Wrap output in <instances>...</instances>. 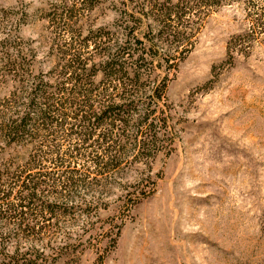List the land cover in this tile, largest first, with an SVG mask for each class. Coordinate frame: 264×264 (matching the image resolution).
<instances>
[{"label": "trees", "instance_id": "1", "mask_svg": "<svg viewBox=\"0 0 264 264\" xmlns=\"http://www.w3.org/2000/svg\"><path fill=\"white\" fill-rule=\"evenodd\" d=\"M78 2L51 8L47 69L18 32L23 17L0 4V264H58L127 175L146 181L173 151L168 86L214 12L244 6V49L264 35V0H149L85 31Z\"/></svg>", "mask_w": 264, "mask_h": 264}, {"label": "rangeland", "instance_id": "2", "mask_svg": "<svg viewBox=\"0 0 264 264\" xmlns=\"http://www.w3.org/2000/svg\"><path fill=\"white\" fill-rule=\"evenodd\" d=\"M77 1L0 0L23 17L18 32L36 68L53 64L52 6ZM92 1L90 11L78 2L75 27L117 25L149 0ZM251 26L242 4L207 19L168 86L173 151L156 157L146 181L127 175V189L105 199L87 233L75 229L84 242L58 264H264V35L247 39L250 49L235 41ZM142 189L150 192L132 205Z\"/></svg>", "mask_w": 264, "mask_h": 264}]
</instances>
